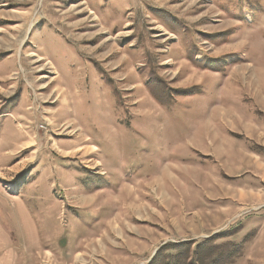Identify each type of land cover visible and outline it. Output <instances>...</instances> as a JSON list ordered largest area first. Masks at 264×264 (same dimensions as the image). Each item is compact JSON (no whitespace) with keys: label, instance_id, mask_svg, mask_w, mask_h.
<instances>
[{"label":"rangeland","instance_id":"obj_1","mask_svg":"<svg viewBox=\"0 0 264 264\" xmlns=\"http://www.w3.org/2000/svg\"><path fill=\"white\" fill-rule=\"evenodd\" d=\"M0 264H264V0H0Z\"/></svg>","mask_w":264,"mask_h":264},{"label":"bare ground","instance_id":"obj_2","mask_svg":"<svg viewBox=\"0 0 264 264\" xmlns=\"http://www.w3.org/2000/svg\"><path fill=\"white\" fill-rule=\"evenodd\" d=\"M80 257V256H79ZM78 259H80V258H78Z\"/></svg>","mask_w":264,"mask_h":264}]
</instances>
